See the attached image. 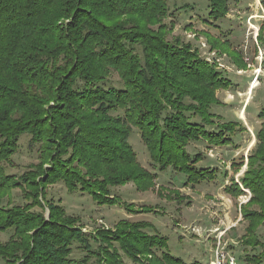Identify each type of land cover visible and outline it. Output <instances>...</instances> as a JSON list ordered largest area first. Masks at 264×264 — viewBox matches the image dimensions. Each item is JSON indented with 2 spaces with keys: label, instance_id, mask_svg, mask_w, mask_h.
Listing matches in <instances>:
<instances>
[{
  "label": "trees",
  "instance_id": "obj_1",
  "mask_svg": "<svg viewBox=\"0 0 264 264\" xmlns=\"http://www.w3.org/2000/svg\"><path fill=\"white\" fill-rule=\"evenodd\" d=\"M206 1L209 20L217 21L237 0ZM167 14V0H0V232H10L0 242L3 264H72V245L88 249L91 240L99 248L117 242L134 260L150 255L146 264H186L163 251L166 238L146 233L142 223L120 221L92 237L46 196L48 186L62 182L104 204L113 202L109 186H153L156 175L137 161L129 142L132 126L158 170L172 167L185 184L215 178L214 169L196 166L200 155L187 147L200 139L229 145L227 133L237 123H218L210 107L231 81L190 44L165 38ZM258 41L264 47V19ZM241 60L236 53L237 67ZM111 74L117 85H107ZM258 118L240 184L231 178L224 190L237 197L249 189L242 243L264 248V237L256 236L264 227V108ZM23 134L36 145L38 163L16 176L5 164ZM17 189L22 203L13 202ZM263 261L264 250L246 256V264Z\"/></svg>",
  "mask_w": 264,
  "mask_h": 264
},
{
  "label": "rangeland",
  "instance_id": "obj_2",
  "mask_svg": "<svg viewBox=\"0 0 264 264\" xmlns=\"http://www.w3.org/2000/svg\"><path fill=\"white\" fill-rule=\"evenodd\" d=\"M167 5L168 14L163 20L165 38L190 44L204 61L231 81L228 89L215 92L218 104L210 107V112L218 117L215 121L240 119L244 126V129L236 127L235 133H227L231 138L229 145H214L204 139L188 145L191 155H200L196 166L214 169L215 178L185 184L186 176L172 167L158 170L150 161L138 129L132 126L129 142L137 161L156 175L153 186L139 190L133 181L109 186L113 204L107 201L99 204L89 193L79 189L69 192L62 182L48 186L46 196L61 205L67 215L75 216L82 231L92 237L96 229H113L120 221L142 223L146 233L166 238L163 251L186 264H208L209 249L214 248V235L218 233L214 230H224L220 245L236 257L238 264H246V256L258 255L264 250L261 245L251 247L242 243L247 226L242 206L249 203L252 195L249 189L241 187L244 194L233 197L224 188L231 178L239 183L244 175L248 155L256 143L255 133L260 128L258 114L264 108V47L257 42V34L264 9L260 0L231 1L225 17L212 21L207 15L206 0H167ZM235 52L240 54L241 67L233 62ZM111 84H118L116 74H111L107 81V85ZM29 141L27 134L20 137L17 152L5 164L7 173L19 176L29 165L38 163L36 145H30ZM242 159L243 164L235 168ZM12 199L14 203H22L18 189L13 191ZM43 210L47 217L46 205ZM9 236V231L0 232V242ZM256 236L263 240V226L258 228ZM100 244L91 240L88 249L73 244L72 264H146L150 259V255H142L140 260H134L117 242L108 248L107 243L99 248ZM156 254L161 256V251ZM0 264H3L1 260Z\"/></svg>",
  "mask_w": 264,
  "mask_h": 264
},
{
  "label": "built area",
  "instance_id": "obj_3",
  "mask_svg": "<svg viewBox=\"0 0 264 264\" xmlns=\"http://www.w3.org/2000/svg\"><path fill=\"white\" fill-rule=\"evenodd\" d=\"M254 83L251 82L252 85ZM214 231L218 233L214 235V239L216 240L214 248L209 249L210 255L208 264H238L236 257H234V255H232L229 250L220 245L221 234L225 231H220L219 229ZM191 232H193V230Z\"/></svg>",
  "mask_w": 264,
  "mask_h": 264
},
{
  "label": "crops",
  "instance_id": "obj_4",
  "mask_svg": "<svg viewBox=\"0 0 264 264\" xmlns=\"http://www.w3.org/2000/svg\"><path fill=\"white\" fill-rule=\"evenodd\" d=\"M243 109H244L243 112L245 113V110L247 109V104H245V106H244ZM233 122L237 123V126H236V127H240V126H241L242 129H244V126L242 125L240 119H239V120H238V119H235V120H233ZM234 133H235V132H234Z\"/></svg>",
  "mask_w": 264,
  "mask_h": 264
},
{
  "label": "bare ground",
  "instance_id": "obj_5",
  "mask_svg": "<svg viewBox=\"0 0 264 264\" xmlns=\"http://www.w3.org/2000/svg\"><path fill=\"white\" fill-rule=\"evenodd\" d=\"M241 113V112H240ZM241 116L243 117V113H241Z\"/></svg>",
  "mask_w": 264,
  "mask_h": 264
}]
</instances>
